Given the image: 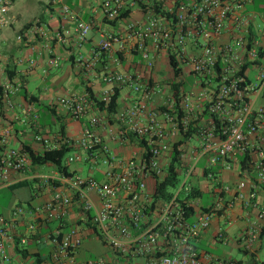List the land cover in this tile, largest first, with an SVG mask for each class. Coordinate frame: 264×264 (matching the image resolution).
<instances>
[{"label":"built area","instance_id":"obj_1","mask_svg":"<svg viewBox=\"0 0 264 264\" xmlns=\"http://www.w3.org/2000/svg\"><path fill=\"white\" fill-rule=\"evenodd\" d=\"M136 1L140 3L142 0ZM136 1L103 0L104 17L112 21L118 18L121 11L133 7ZM170 1L171 5H165L162 10L164 16L153 15L144 23L128 24L126 37L133 39L134 50L149 65L148 41L155 51L168 52L178 61L190 63L191 72L202 85V90L197 93L200 102L195 110L186 100L183 104L185 118L162 113L170 128L160 123L154 114L149 115L145 123H140L145 109L140 102L120 113L118 136L133 134L144 140V156L148 153V157H143L139 164L130 162L115 169L112 167L115 157L109 154L104 139L94 130L100 120L97 114L89 115L96 105L95 100L87 92L61 97L58 103L67 108L71 118L87 120L81 135L67 141L89 159L103 154V163L109 169L102 181L79 175L66 177L65 183L70 192H55L41 206L28 209L18 205L9 216L0 213V264H12L8 246L14 242V225L19 217L25 214L35 216L34 223L36 220L41 223L62 221L74 203L88 213L87 222L109 249V254L78 261L76 251L82 239L72 228L48 236L55 246L53 264H204V261L218 264L208 253L198 249L197 237L209 227L212 216L219 212L225 215L224 224L228 225L238 203L248 221L240 239L247 246L257 240L264 225V204L257 200L256 195V186L264 188V62H260L264 58V24L251 29L255 14L246 11V8L254 0ZM11 4V0H0V29L9 24L7 14ZM64 11H67L66 6ZM35 30L44 39L49 38L46 27L36 24ZM74 31L83 42L90 31V24L79 20ZM64 34H70V31L62 28L53 34V38L62 40ZM225 35L227 40L222 39ZM18 39H21L20 35ZM126 41V38L111 33L99 43V48L111 53L116 44L122 51ZM188 44L194 52L186 57ZM114 62H119L117 57H114ZM50 65L56 67L58 62L51 60ZM249 65L257 69L252 79L245 74ZM101 78L109 85L102 90L99 98L105 105L115 92L111 85H129L136 91L154 90L149 82H139L137 77L108 67ZM16 90L17 87L3 90L2 97L8 107L12 106L10 95ZM205 113L208 114L207 120L198 124ZM33 117L36 122L38 117L35 113ZM188 132L195 136L197 146L190 151L192 162L185 177H181L171 196L155 199L156 190L153 194L148 191L147 180L155 179L156 185L161 181L164 171L159 159L170 153V137L177 133L187 135ZM8 137V132L0 133V186L10 171H26L31 166L28 152L9 146ZM35 139L45 149L55 148L40 134H36ZM236 154L246 159L247 168L241 174L255 177L247 199L243 196L245 181L241 180L232 187L222 183L220 171L212 169L213 164L219 163L222 170H231ZM201 158L207 159L205 178L215 185V202L205 210L196 211L200 208V198L199 195H192L197 190L192 175ZM78 160L80 156L77 154L68 157L70 163ZM90 190L96 191L99 207L88 198ZM224 233L221 227L217 235L226 239Z\"/></svg>","mask_w":264,"mask_h":264},{"label":"crops","instance_id":"obj_2","mask_svg":"<svg viewBox=\"0 0 264 264\" xmlns=\"http://www.w3.org/2000/svg\"><path fill=\"white\" fill-rule=\"evenodd\" d=\"M102 1L12 0L7 14L9 24L0 29V133L8 132L9 146L14 148L28 146L35 153H42L45 148L35 139V135L40 134L52 147H58L62 142L60 126L66 139L78 138L87 124L86 118L80 120L71 118L67 108L59 104L58 100L68 95L85 93L86 88H90L93 98L99 100L102 90L109 86L101 78L106 67L122 74L132 75L137 77L139 82H149L154 86V90L145 92L136 91L129 85H111L118 92L114 113L108 114L105 108H99L98 105L93 106L89 112V115L97 114L100 120L94 130L104 139L109 154L115 157L112 164L115 169L130 162L139 164L145 153L140 138L133 134L126 137L118 136L117 130L121 125L118 119L120 113L140 102L145 105L140 123H145L149 115L154 114L160 123L170 128L162 113L167 112L176 114L180 119L185 118L183 104L186 100L195 110L200 102L197 93L202 90V85L191 72L190 63L179 61L181 73L179 78L174 79L168 52L155 51L152 43L148 41L147 49L151 60L149 65L140 53L134 50L133 39L126 37L128 24L144 23L153 15L164 16L162 10L165 5H171L172 1L142 0L139 3L135 0L134 6L128 9V15L116 22L106 20L101 7ZM64 6L67 7V11H64ZM263 6L264 0H254L247 6L246 11L255 14L251 29L264 24V14L262 9L261 11L259 9ZM79 20L90 24V31L83 42H80L74 31L75 24ZM36 24L48 29L49 38L44 39L36 33ZM62 28L68 29L70 34H64L62 40L53 38V34L58 30L61 31ZM111 33L126 38L124 50L119 51L116 44L113 45L111 53L100 50L99 43ZM19 35L21 39H18ZM222 39L227 40L228 36L225 35ZM193 52L194 48L188 44L185 56L189 57ZM114 57L118 58V63L114 62ZM51 60L58 62V66L50 65ZM260 62L263 63L264 58ZM256 72L257 69L253 65L245 68L246 77L250 79ZM185 79H188L187 84ZM173 81L181 82L177 95L172 89ZM12 87H17V90L10 95L12 106L8 107L2 93L5 88ZM34 113L38 117L36 122ZM207 118L208 114H203L198 124H203ZM169 140L172 144L181 141L179 149L182 155L177 170L180 180L181 177H185L192 162L190 151L197 146V140L192 132L183 136L177 133ZM73 154L79 155L80 160L70 163L68 157ZM103 158V154L100 153L97 158L89 159L81 150L72 148L62 160L64 169L52 164L32 163L26 171H10L6 181L0 186V192L7 190L10 193L4 200L5 203L0 206V213L9 216L15 206L21 205L32 209L43 205L55 192L69 193L70 189L65 183V178L71 175L102 181L109 169V166L103 163ZM235 159L231 170H222L219 163L213 164L212 169L220 171L222 183L232 187L241 180L245 181L243 196L247 199L254 182L252 177L240 174L239 154H236ZM206 160V158L200 159L192 175L193 183L200 193L198 196L200 208L198 207L196 211L205 210L215 202V185L205 178ZM159 162L164 171L160 176L162 181L170 162V153L160 157ZM85 163L90 165L87 174L82 176L80 172ZM100 163L104 168L93 166ZM147 186L148 191L153 194L156 190V180L148 179ZM256 195L257 200L264 204L263 187L256 186ZM87 196L96 207L100 206L96 191H88ZM231 214L232 221L228 225L224 224L225 215L222 212L214 214L209 227L197 237L196 246L218 261V264H254L262 247V236L252 245L247 246L239 237L248 225L239 203ZM253 215L254 213L251 217ZM34 217L25 214L19 217L14 225L16 236L14 242L8 246L12 264H53L52 255L55 246L48 236L72 228L78 231L82 239L76 251L78 261L106 257L109 254V249L102 244L87 222L88 213L82 211L77 203L72 205L62 221L41 223L36 220L34 223ZM29 226L33 228L30 229ZM221 227L224 228L226 239L217 235ZM216 245L222 246V250L225 251L233 245L250 259L237 260L229 256H221L208 248H215ZM204 264H208V261H204Z\"/></svg>","mask_w":264,"mask_h":264},{"label":"trees","instance_id":"obj_3","mask_svg":"<svg viewBox=\"0 0 264 264\" xmlns=\"http://www.w3.org/2000/svg\"><path fill=\"white\" fill-rule=\"evenodd\" d=\"M156 9H158V8H156ZM156 11H158V10H156ZM128 13H129L128 9L123 10V11H121L118 18H116L110 22H116L117 20L124 18L128 15ZM169 64H170L171 68L173 69L174 79L179 78V75L181 73L179 61L173 55H170L169 56ZM180 86H181V82L173 81L172 89L176 95H177V92H178ZM86 90H87V93L90 95V97L93 98V95H92L90 88H86ZM117 97H118V92H117V90H115L114 94L111 97L110 102L107 105H105L102 101L96 100L95 98H93V99L95 100V103H96V105H98L99 108H105L108 114H112V113H114L115 108H116ZM59 133L61 135L60 137L62 139V142L58 147H55L52 149H44V151L42 153H35L28 146L23 147V149L25 151H27L29 156H30L31 164L32 163L38 164V165L52 164V165H57V167L59 169L60 168L64 169V167L62 166V160L65 157V155L69 151H71L72 147L69 144V142L67 141L69 139H66V137H64L62 126L59 127ZM140 142L143 144V146L145 145L144 140H140ZM180 145H181V141H177V142L173 143L171 146L170 162H169V165L167 168V172H166V175L164 176L165 178L162 181H159L156 185V191L154 193L155 199L168 198L169 196L172 195V190H174L177 187V185L179 184V173L177 170L180 167V155H181V150L179 149ZM146 148L148 149V147H146ZM144 157L147 158L148 153H146ZM239 158H240V162H241V165H240V174H241V172L247 168V165L245 162L246 159L243 155L240 154ZM252 179L254 182L255 177H252ZM199 194L200 193L197 190H194L192 192V195H199ZM261 236L262 237L264 236V225L260 229V233H259L258 237H261ZM261 264H264V259L261 261Z\"/></svg>","mask_w":264,"mask_h":264},{"label":"rangeland","instance_id":"obj_4","mask_svg":"<svg viewBox=\"0 0 264 264\" xmlns=\"http://www.w3.org/2000/svg\"><path fill=\"white\" fill-rule=\"evenodd\" d=\"M260 11L262 9L263 11V14H264V6L262 8H259ZM186 81V84L188 82V79H185ZM187 86V85H186ZM89 165L90 164H83V167H82V171L80 172L82 176H85L87 174V170L89 168ZM96 167H99V168H104V166L102 167V164H98V165H93ZM9 191H5V192H0V206L3 205L5 203V199L9 197ZM261 249L258 251V260L254 263V264H261V261L264 259V236L262 237L261 239ZM218 245H216L215 248H212V247H208L213 253H217L221 256H229L231 258H235L237 260H241V259H250V257L246 254H243L241 251H238L237 248L235 246H230V249L225 251V250H222V246L220 247H217Z\"/></svg>","mask_w":264,"mask_h":264}]
</instances>
